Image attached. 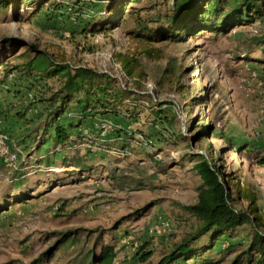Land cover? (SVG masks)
Masks as SVG:
<instances>
[{
    "label": "rangeland",
    "instance_id": "374dc122",
    "mask_svg": "<svg viewBox=\"0 0 264 264\" xmlns=\"http://www.w3.org/2000/svg\"><path fill=\"white\" fill-rule=\"evenodd\" d=\"M149 1L143 0L141 5ZM18 9L14 5L0 14V40L24 39L60 60L111 73L125 85L129 79L117 54L136 59L144 80L131 87L153 95L168 115L169 132L183 136L164 137L156 156L150 147L137 143L132 144L124 161L97 149L89 154L88 148L82 146L59 153L52 158L53 163H40L36 159L45 155L44 149L31 158L28 150L4 132L12 128L18 135L28 130L24 120H29L32 111L23 119L15 118V111L6 115L4 107L15 99H0V185L5 187L9 174L20 169L34 190L31 199L0 213V264H32L67 232L77 234V244L68 249L60 246L52 259L40 264H79L81 254L91 250L100 253L108 245L118 252L115 264H157L162 248L195 226L180 207L195 203L201 182L192 169L193 162L186 158L192 149L215 158L224 174L233 179L230 186L236 197L239 182H252L264 191V166L259 165L251 149L237 152L230 143L241 139L264 146V83L255 63L247 59H256L260 50L245 54L250 50V38L258 32L255 27L242 26L227 36L206 32L181 43H149L129 36L124 23L115 29L98 26L94 32L72 33L70 29L74 30L77 22L74 18L67 21L69 27L63 24L64 18L47 23L24 3L20 7L23 19L18 21ZM25 50L6 52L10 57ZM173 65L176 71L168 74ZM143 96L147 101V95ZM146 113L139 121L98 118L97 122L106 129L115 125L149 136L153 129L146 122ZM206 123L214 133L203 141L196 140L198 129ZM76 156L88 157L84 162L96 170L83 175L67 168ZM110 173L122 179L116 182L110 179ZM151 175L154 177L148 181ZM41 181L44 184H39ZM237 205L246 208L247 202L239 200ZM244 233L240 231L239 238ZM148 240L152 241L146 250H154V255L142 263L139 249ZM235 255L236 252L228 253L221 264H231Z\"/></svg>",
    "mask_w": 264,
    "mask_h": 264
},
{
    "label": "trees",
    "instance_id": "16d2710c",
    "mask_svg": "<svg viewBox=\"0 0 264 264\" xmlns=\"http://www.w3.org/2000/svg\"><path fill=\"white\" fill-rule=\"evenodd\" d=\"M24 3L41 14L47 23L64 18L63 24L69 27L67 21L74 18L77 28L70 29L72 33L94 32L98 26L115 29L124 23L129 36L149 43H181L188 37L206 32L227 36L233 29L252 25L258 32L250 38V50H245V54L260 50L256 59H247L255 63L264 83V0H150L144 5H141L143 0H0V14L18 6L15 18L20 21L23 19L20 7ZM17 48L26 50L8 57V51ZM0 52V99L5 102L8 98L15 99L14 103L6 104L5 114L15 111L14 117L23 119L32 111L29 120H24L26 127H30L28 130L24 129L18 135L12 128H6L4 132L28 150L31 158L44 149L45 155H40L37 162L53 163L52 158L59 153L76 151L82 146L88 148L89 154L92 149H97L102 154L113 153L124 161L128 159L133 143L150 147L156 156L160 154L164 137L180 139L183 136L182 133L169 132L168 115L153 95L142 88L131 87L141 83L140 79L144 80V77L138 71L139 62L126 54L119 53L117 58L129 79L127 85L111 73L60 60L37 44L21 38L1 39ZM174 71L173 65L168 74L172 75ZM143 95H147V101ZM25 101L29 104L23 106ZM145 111L148 112L146 122L153 129L150 137L139 130L129 131L115 125L106 129L97 122L98 118L139 121ZM213 133L214 128L206 123L200 126L194 138L203 141ZM230 143L237 152L251 149L259 165L264 166V146L261 143L241 139ZM189 148L192 149V144ZM186 158L193 162L192 169L201 182L195 203L180 207L194 220L195 226H191L178 241L164 246L157 264H221L232 252L236 255L231 264H264V191L252 182H239L236 197L230 186L233 179L224 174L213 156L209 158L192 149ZM87 159L76 156L66 167L83 175L89 174L96 169L84 162ZM20 171L15 169L9 174L5 187L0 185V213L17 202L31 199L33 187ZM109 177L116 182L122 179L115 173H110ZM153 177L148 176V181ZM239 200H245L247 207L238 206ZM240 231L245 232L243 238H239ZM78 241L76 233H64L53 249L32 264L52 259L60 246L68 249ZM151 241H143L140 246L142 254L140 251L138 254L142 263L154 255V250H146ZM81 255L79 264H115L118 252L114 246L108 245L100 253L91 250Z\"/></svg>",
    "mask_w": 264,
    "mask_h": 264
},
{
    "label": "built area",
    "instance_id": "2783aa9c",
    "mask_svg": "<svg viewBox=\"0 0 264 264\" xmlns=\"http://www.w3.org/2000/svg\"><path fill=\"white\" fill-rule=\"evenodd\" d=\"M0 142H3V137L0 136ZM13 158H15L14 156H12Z\"/></svg>",
    "mask_w": 264,
    "mask_h": 264
}]
</instances>
